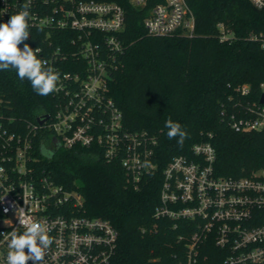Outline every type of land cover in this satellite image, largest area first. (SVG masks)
Masks as SVG:
<instances>
[{"label":"built area","instance_id":"obj_1","mask_svg":"<svg viewBox=\"0 0 264 264\" xmlns=\"http://www.w3.org/2000/svg\"><path fill=\"white\" fill-rule=\"evenodd\" d=\"M250 1L264 9V0ZM130 2L147 7L148 33L195 35L196 17L187 0ZM25 4L30 36L24 43L41 49L38 58L59 72L60 80L58 91L52 93V112L40 116L48 114V118L44 123L27 122L23 132L16 130L0 90V264H6L8 251L3 234L24 231L17 218L21 211L43 224L53 240L44 264H110L118 228L109 219L86 214L81 192L57 184L39 166L38 157L44 156L42 145L53 153L97 146L106 159L121 162L134 186L158 171L156 140L145 130L128 129L123 111L109 93L112 73L124 51L120 34L125 10L111 1L0 0V23ZM219 24L221 40L231 39V31ZM251 39L260 41L264 49V33ZM67 66L72 69L66 70ZM235 91L247 100L228 112L232 128L264 131V81L258 99L251 97L250 84H240ZM216 156L209 141L195 143L191 156H174L163 169L155 215L192 227L187 259L180 264H199L201 257H208L204 251L209 245L220 250L224 264H264V169L242 177L218 175ZM145 161L150 168L141 167Z\"/></svg>","mask_w":264,"mask_h":264},{"label":"trees","instance_id":"obj_2","mask_svg":"<svg viewBox=\"0 0 264 264\" xmlns=\"http://www.w3.org/2000/svg\"><path fill=\"white\" fill-rule=\"evenodd\" d=\"M96 1L120 3L125 10L124 51L109 93L123 111L125 126L145 130L156 140L159 169L134 186L121 162L106 159L97 146L60 148L51 159L39 155V166L65 189L81 192L86 214L109 219L118 228L110 264L184 263L192 227L155 215L163 169L174 156H191L193 145L206 141L216 149L218 175L242 177L264 169V131L237 132L227 115L247 100L236 93L238 85L250 84L251 97L260 96L264 49L251 36L264 33V9L250 0H187L196 17L195 35L156 36L144 26L147 7L130 0ZM219 23L231 31V39L221 40ZM0 90L22 132L27 122L55 106L52 94L38 95L15 69L0 71ZM168 118L187 131L183 147L168 139ZM204 253L208 257L199 264H224L217 247L209 245Z\"/></svg>","mask_w":264,"mask_h":264},{"label":"clouds","instance_id":"obj_3","mask_svg":"<svg viewBox=\"0 0 264 264\" xmlns=\"http://www.w3.org/2000/svg\"><path fill=\"white\" fill-rule=\"evenodd\" d=\"M30 11L25 4L22 10L10 16L5 23H0V71L15 69L19 79L31 82L33 90L40 96H48L58 91L60 74L46 61L38 58L41 52L39 47L33 49L24 43L30 36L29 28ZM23 44L21 49L19 45ZM168 129V139H176L177 144L183 147L188 138L187 131L179 122L168 118L165 121ZM41 154L48 159L53 157V152L41 146ZM141 167H151L148 161ZM19 225L24 228L22 233L15 230L3 234L7 238L6 264H44L47 251L53 244L52 238L47 234L46 228L39 221L26 218L23 212L17 216Z\"/></svg>","mask_w":264,"mask_h":264},{"label":"water","instance_id":"obj_4","mask_svg":"<svg viewBox=\"0 0 264 264\" xmlns=\"http://www.w3.org/2000/svg\"><path fill=\"white\" fill-rule=\"evenodd\" d=\"M261 101L264 102V95L262 96L261 98ZM48 114H46L43 118H38V120L41 122V123H44V121L48 118Z\"/></svg>","mask_w":264,"mask_h":264}]
</instances>
